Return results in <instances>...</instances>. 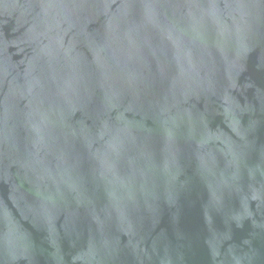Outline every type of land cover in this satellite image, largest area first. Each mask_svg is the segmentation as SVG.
Masks as SVG:
<instances>
[{
  "label": "water",
  "instance_id": "obj_1",
  "mask_svg": "<svg viewBox=\"0 0 264 264\" xmlns=\"http://www.w3.org/2000/svg\"><path fill=\"white\" fill-rule=\"evenodd\" d=\"M0 264H264V0H0Z\"/></svg>",
  "mask_w": 264,
  "mask_h": 264
}]
</instances>
